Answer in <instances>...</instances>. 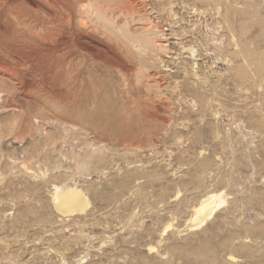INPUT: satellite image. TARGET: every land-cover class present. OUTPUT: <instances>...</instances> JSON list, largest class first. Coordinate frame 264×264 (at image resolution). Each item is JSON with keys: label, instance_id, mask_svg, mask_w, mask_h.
Masks as SVG:
<instances>
[{"label": "rangeland", "instance_id": "374dc122", "mask_svg": "<svg viewBox=\"0 0 264 264\" xmlns=\"http://www.w3.org/2000/svg\"><path fill=\"white\" fill-rule=\"evenodd\" d=\"M83 3L64 38L0 13V264H264V0ZM61 40L78 86L20 64Z\"/></svg>", "mask_w": 264, "mask_h": 264}, {"label": "bare ground", "instance_id": "6f19581e", "mask_svg": "<svg viewBox=\"0 0 264 264\" xmlns=\"http://www.w3.org/2000/svg\"><path fill=\"white\" fill-rule=\"evenodd\" d=\"M2 3V7L3 9L0 11V13H2L3 15H12L14 16V19L16 18V20L18 21L19 24H15V26H13V30L17 31L19 28V25L22 24L24 26H26V24L31 21L30 23L32 24L29 29H36V30H40V31H44L46 32V36L48 35L49 37L52 36H63L64 37H68V36H76L79 35L81 33V29L79 28V23L81 22L82 16L83 14L87 13L84 12V4L83 0H1L0 1ZM237 2V1H236ZM92 3V2H91ZM240 4V3H239ZM94 8V7H93ZM102 8V7H101ZM226 8V7H225ZM86 9H89L88 7ZM91 9V7H90ZM99 9V8H98ZM39 12L43 13V17H40ZM89 13V12H88ZM96 13V12H95ZM127 13V12H126ZM239 13V12H238ZM93 14V13H92ZM94 15V14H93ZM131 15V14H130ZM34 16V17H33ZM90 19L92 18L91 15ZM88 16L86 18H88ZM235 17V16H234ZM99 18V16L97 17ZM252 18V17H251ZM84 20V19H83ZM89 20V18L87 19ZM86 21V20H85ZM96 21V20H95ZM241 21V20H240ZM244 21V20H243ZM91 22V21H90ZM94 22V21H92ZM17 23V22H16ZM29 23V25H30ZM83 23V21L81 22ZM98 23V22H97ZM2 24V23H1ZM86 24V22H85ZM90 24V23H89ZM95 24V23H94ZM3 25V24H2ZM93 25V24H92ZM85 26V25H84ZM102 26V25H101ZM28 27H25V29ZM17 29V30H16ZM24 29V28H22ZM21 29V30H22ZM84 29V28H82ZM91 29V28H89ZM6 30L8 31L7 27L2 26V31ZM35 30V31H36ZM94 30V29H93ZM14 31V32H15ZM24 31V30H23ZM89 31V30H88ZM98 31V30H97ZM18 32V31H17ZM28 32V31H27ZM43 32V33H44ZM94 33V31H92ZM6 33V32H4ZM31 33V32H30ZM40 33V32H39ZM87 33V31H86ZM96 33V31H95ZM103 34V33H102ZM34 35V34H33ZM32 35V36H33ZM39 35V34H38ZM43 35V34H42ZM41 34L39 35L40 37L42 36ZM115 35V34H114ZM1 36V35H0ZM45 36V33H44ZM47 36V37H48ZM85 36V35H84ZM104 36V35H103ZM36 37V36H35ZM43 37V36H42ZM79 36H77L78 38ZM87 37V36H86ZM96 37V35H95ZM37 38V37H36ZM45 38V37H44ZM61 38V37H60ZM90 38V37H89ZM100 38V37H97ZM234 38V37H233ZM39 40V39H37ZM43 40V39H41ZM66 40V39H65ZM87 40V38L85 39ZM93 40V39H91ZM95 40V39H94ZM53 41V40H52ZM62 41V40H61ZM88 41V40H87ZM90 41V40H89ZM30 42V41H29ZM55 42V40L53 41ZM64 41H62V43L58 44V45H52L46 43L43 44L42 42V46H39L36 51L34 53H31L32 55L26 56L23 59H20V64L23 67H31V66H35L36 67H43L45 68V70H47L46 72L51 75L52 77L61 80L62 82H64L65 84H70V86H76L79 83H82L86 80L87 76L84 72V69H81L80 67L77 69L74 67V56L73 54L70 53V49L69 47L63 43ZM92 42V41H91ZM98 42V41H97ZM105 42V40H104ZM76 43V42H75ZM85 43V42H84ZM56 44V43H54ZM100 44V43H99ZM98 44V45H99ZM90 45V44H87ZM96 45V44H95ZM79 46V45H78ZM81 46V45H80ZM85 46V45H84ZM106 46V45H105ZM122 46V45H121ZM235 46V44H234ZM22 47V46H21ZM95 47V46H94ZM97 47V45H96ZM4 48V47H3ZM7 48V47H5ZM85 48V47H84ZM88 48V47H87ZM86 48V49H87ZM90 48V47H89ZM107 48V47H106ZM125 48V47H124ZM9 49V48H8ZM96 49V48H95ZM113 49V47H112ZM239 49V48H237ZM92 50H93V46H92ZM103 50V49H101ZM5 51V50H4ZM14 51V50H13ZM107 51V50H105ZM2 52V51H1ZM22 52V51H21ZM73 52V51H72ZM95 52V50H94ZM13 53V52H11ZM29 53V52H28ZM111 53V52H109ZM113 53V52H112ZM7 54V53H6ZM19 54V53H18ZM30 54V53H29ZM243 54V53H242ZM112 55V54H110ZM18 56V55H17ZM16 56V57H17ZM5 58V57H4ZM2 58V59H4ZM11 58V57H10ZM15 58V57H14ZM21 58V57H20ZM117 58V57H116ZM9 59V57L7 58ZM18 59V58H17ZM13 60V59H11ZM83 60V59H82ZM243 60V59H242ZM1 61V59H0ZM10 61V60H9ZM15 61V60H14ZM2 62V61H1ZM0 62V63H1ZM17 62V61H16ZM122 62V61H121ZM5 63V62H4ZM19 63V61H18ZM102 63V62H101ZM9 64V63H8ZM12 64V63H11ZM246 64V63H245ZM7 64H4L3 67H5ZM76 65V64H75ZM1 66V65H0ZM78 66V65H77ZM94 66V65H93ZM92 66V67H93ZM129 66V65H128ZM2 68V67H1ZM8 68V66H7ZM22 68V67H21ZM32 68V67H31ZM95 68V67H94ZM251 68V67H250ZM10 69V68H8ZM12 69V68H11ZM34 69V68H33ZM40 69V68H39ZM5 70V68H4ZM3 70V72L5 73V71ZM26 70V68L24 69ZM37 70V69H36ZM41 70V69H40ZM8 71V70H7ZM17 71V70H16ZM21 71V70H20ZM28 71V70H27ZM30 71H32L30 69ZM35 71V70H34ZM13 72V71H12ZM11 72V73H12ZM25 72V71H24ZM37 72V71H36ZM40 72V71H39ZM9 73V72H8ZM31 73V72H29ZM120 73V72H119ZM25 74V73H24ZM33 74V73H31ZM39 74V73H37ZM41 74V73H40ZM96 75V74H95ZM148 76V74H146ZM152 75V74H151ZM157 75V74H156ZM159 75V74H158ZM6 76V75H5ZM29 76V75H28ZM31 76V75H30ZM33 76V75H32ZM38 76V75H37ZM43 76V74H42ZM89 76H92L91 74H89ZM107 76V75H106ZM122 76V75H121ZM154 76V75H153ZM160 76V75H159ZM9 77V76H8ZM13 77V76H12ZM17 77V76H16ZM35 77V76H34ZM144 77V76H143ZM163 77V76H161ZM7 78V77H6ZM11 78V77H10ZM30 78V77H28ZM38 78V77H37ZM41 78V77H40ZM99 78V77H98ZM122 78V77H121ZM145 78V77H144ZM153 78V77H152ZM160 78V77H158ZM15 79V78H14ZM21 79V78H20ZM26 79V78H25ZM36 79V77H35ZM43 79V78H42ZM89 79V78H88ZM103 79V78H102ZM100 79V80H102ZM123 79V78H122ZM121 79V80H122ZM143 79V78H142ZM148 79V78H147ZM151 79V78H150ZM156 78H153V80H155ZM163 79V78H162ZM33 80V79H32ZM98 80V79H97ZM127 80V79H126ZM152 80V81H153ZM159 80V79H158ZM23 81V80H22ZM30 81V80H29ZM36 81V80H35ZM43 81V80H42ZM93 81V80H91ZM95 81V80H94ZM93 81V82H94ZM151 81V80H150ZM161 81V78H160ZM159 81V82H160ZM163 81V80H162ZM161 81V82H162ZM45 82V81H44ZM100 82V81H99ZM110 82V80H109ZM127 82V81H126ZM160 82V83H161ZM38 83V82H37ZM48 83V82H47ZM56 83V82H55ZM97 83V82H95ZM104 83V82H103ZM155 83V82H154ZM153 83V84H154ZM159 83V85H160ZM24 84V83H23ZM35 84V83H34ZM39 84V83H38ZM44 84V83H43ZM162 84V83H161ZM28 85V84H27ZM33 85V84H32ZM95 85V84H94ZM111 85V84H110ZM158 85V84H157ZM264 85V84H263ZM44 86V85H43ZM47 86V85H46ZM55 86V85H54ZM78 86V85H77ZM51 87V86H50ZM57 87V86H56ZM68 87V86H66ZM81 87V86H80ZM83 87H85L83 85ZM99 88V86H97ZM45 88V87H44ZM78 88V87H77ZM76 88V89H77ZM95 88V87H94ZM109 88H111L109 86ZM121 88V87H120ZM49 89V88H48ZM59 89V88H58ZM118 89V88H117ZM245 89V88H244ZM257 89V88H256ZM255 89V90H256ZM56 90V89H55ZM62 90V89H61ZM60 90V92H61ZM80 90V89H79ZM104 90V88H103ZM106 90V89H105ZM109 90V89H107ZM113 90V89H112ZM127 90V89H126ZM47 92V91H46ZM78 92V91H77ZM96 92V91H95ZM104 92V91H103ZM115 92V91H114ZM119 92V91H118ZM122 92V91H121ZM127 92V91H125ZM135 92V91H134ZM49 93V92H48ZM57 93V92H56ZM63 93V92H62ZM65 93V92H64ZM79 93V92H78ZM86 93V92H85ZM113 93V92H112ZM61 93H59L60 95ZM83 94V92L81 93ZM88 94V93H87ZM122 94V93H119ZM142 94V93H141ZM54 95V94H53ZM57 95V96H59ZM105 95V93H104ZM107 95V94H106ZM109 95V93H108ZM56 96V95H55ZM61 96V95H60ZM63 96V94H62ZM82 96H85L82 95ZM93 96V95H92ZM97 96V95H96ZM99 96V95H98ZM115 96V95H114ZM117 96V95H116ZM120 96V95H119ZM123 96V95H122ZM125 96V95H124ZM128 96V95H127ZM152 96V95H151ZM90 97V95H89ZM129 97V96H128ZM63 98V97H62ZM99 98V97H98ZM105 98V96H104ZM103 98V99H104ZM110 98V97H109ZM165 98V97H164ZM61 99V98H60ZM70 99V98H69ZM101 99V98H100ZM103 99L101 100V102L103 101ZM115 99V98H114ZM118 99V98H117ZM64 100V99H63ZM105 100V99H104ZM119 100V99H118ZM127 100V98H126ZM131 99H128V101ZM150 100V99H149ZM120 101V100H119ZM132 101V100H131ZM152 101V100H151ZM156 101V100H155ZM97 102V100H96ZM112 102V101H109ZM118 102V101H117ZM116 102V103H117ZM125 102V101H123ZM168 102V101H167ZM150 103V102H149ZM169 103V102H168ZM114 104V103H113ZM119 104V102H118ZM128 104V103H127ZM125 105L128 106L129 105ZM133 104V103H132ZM107 105V104H106ZM110 105V103H109ZM121 105V102H120ZM116 106V104H115ZM118 106V105H117ZM110 107V106H109ZM132 107H134L132 105ZM102 108V107H101ZM116 108V107H115ZM131 108V107H130ZM120 109V108H119ZM128 109V108H127ZM134 109V108H133ZM137 109V108H136ZM107 110V109H106ZM122 110V109H121ZM120 110V111H121ZM126 110V109H125ZM124 110V111H125ZM129 110V109H128ZM103 112V111H102ZM110 112V111H109ZM117 112V110H116ZM123 112V111H122ZM108 113V112H107ZM112 112H110L109 114H111ZM124 113V112H123ZM122 113V114H123ZM125 113L127 114V112L125 111ZM130 113V111H129ZM106 114V113H105ZM116 115V113H115ZM114 115V117H115ZM121 115V114H120ZM110 116V115H108ZM131 116V115H130ZM127 116V117H130ZM113 117V118H114ZM123 117V116H122ZM111 118V116L109 117ZM127 119V118H126ZM125 119V120H126ZM112 121V120H111ZM115 121V120H114ZM119 122V120H118ZM117 122V123H118ZM130 122V121H128ZM135 123V122H134ZM113 124V123H112ZM115 124V123H114ZM126 124V122H125ZM131 124V123H130ZM124 125V124H123ZM134 125V124H133ZM135 126V125H134ZM127 127V126H126ZM130 127V126H129ZM134 128V127H133ZM113 131L108 128V130L106 131L107 137L110 138L114 143H120V144H125V143H130V144H134L135 142L133 140H131L130 138H127L126 136L122 135V131L123 129H126L123 127L120 128L115 125L112 126ZM127 130V129H126ZM135 131V130H134ZM124 133V132H123ZM126 133V132H125ZM131 135V134H130ZM132 137V136H131ZM122 146V145H121ZM75 189H65L61 190L57 193L56 198L57 199V206L59 209L63 210V213L65 211V213L67 212H73L75 211L76 207H77V203L79 201L80 198V192ZM80 190V189H79ZM82 193V192H81ZM218 194L215 195H211L208 196V198H206L205 200L203 199L202 205L201 207L196 211L199 214H201L202 212H205L208 210V208L210 207V204H212V200H214L215 198L217 199ZM221 197H219L220 199ZM82 199V198H80ZM221 200V199H220ZM216 203V202H215ZM214 203V204H215ZM56 204V203H55ZM201 204V203H199ZM219 204V203H218ZM217 204V205H218ZM221 204V203H220ZM219 204V205H220ZM212 206V205H211ZM215 206V205H214ZM213 206V207H214ZM213 207L212 210L214 209ZM218 207V206H217ZM215 206V208H217ZM197 209V208H196ZM212 210L211 213L212 214ZM214 211V210H213ZM209 212V211H207ZM196 214V213H195ZM208 214V213H207ZM196 216V215H195ZM203 217V216H202ZM201 216L199 218H202ZM205 217V216H204ZM205 219V218H203ZM202 222V221H201Z\"/></svg>", "mask_w": 264, "mask_h": 264}]
</instances>
